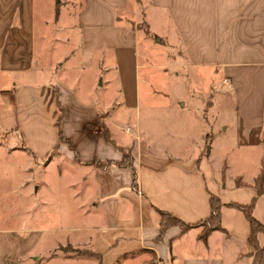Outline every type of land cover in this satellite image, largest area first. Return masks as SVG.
Returning a JSON list of instances; mask_svg holds the SVG:
<instances>
[{
  "label": "crops",
  "instance_id": "crops-1",
  "mask_svg": "<svg viewBox=\"0 0 264 264\" xmlns=\"http://www.w3.org/2000/svg\"><path fill=\"white\" fill-rule=\"evenodd\" d=\"M55 1L0 0V174H43L35 191L21 185L38 210L0 219V264H253L249 223L229 205L254 202L264 226V180L255 185L264 172V0ZM56 43L65 52L52 51ZM153 49L168 60L154 62ZM70 64L78 84L65 80ZM169 71L192 85L188 99L168 89ZM162 107L165 132L154 137L136 116ZM186 109L202 132L179 127ZM226 133L224 152L214 139ZM64 193L72 208L57 203ZM211 196L221 230L203 242L202 227L172 226L159 238V211L195 224L210 216ZM256 240L264 249V233Z\"/></svg>",
  "mask_w": 264,
  "mask_h": 264
},
{
  "label": "rangeland",
  "instance_id": "rangeland-1",
  "mask_svg": "<svg viewBox=\"0 0 264 264\" xmlns=\"http://www.w3.org/2000/svg\"><path fill=\"white\" fill-rule=\"evenodd\" d=\"M55 2L57 3L58 0H56ZM66 9L70 12V15H74V12L76 10H78V1L76 3H71V5L69 4L68 7H66ZM53 16H54V12L51 11L49 13L48 17H53ZM72 20H73L72 16H70V18L65 17L64 22H61V24H60V28L63 29L64 28L63 26L67 25L68 21L71 22ZM140 27L143 30H145V27L143 24L142 25L140 24ZM160 27H161V30L164 29L161 25H160ZM154 41L156 42V39ZM155 44L159 46V44L157 42ZM55 49L57 52H59V51L65 52V50H66V48L61 46L60 43H56V45L52 48V51H54ZM156 49L158 50V48H156ZM159 49L169 51V48H165V49L159 48ZM144 51H145V49L141 47V52L143 53ZM146 53L149 56H151V59L156 63L166 62L168 60L167 56L164 58L163 54L159 53L158 51H155L154 49L150 50V51L146 50ZM141 58L143 59V55L141 56ZM155 71L157 72L158 70H155ZM64 75H65V80H68L70 82H75L76 84H78V71H76L75 66L73 64H70L68 66L67 73H65ZM168 77H169L168 89L177 90L186 99H188L192 95V91H193L192 85L190 84L188 86L187 82L185 80H183V78H176L174 71H169ZM178 77H181V76H178ZM161 86H162V88H160V89L165 90L167 88L164 86V84H162ZM194 88H196V87H193V89ZM144 89H142V92ZM188 91H189V93H187ZM194 91H195L194 93H197V89H195ZM195 98H196L195 104L197 106V103H199L197 94H196ZM196 106H195L194 111H197V109H198V107H196ZM176 107H178V109H179V105H176ZM173 111L175 112L176 110L173 109ZM142 113L143 114L140 113V117H139V115L136 116L138 118V121L140 122V124L146 125V123H148V122L151 123L153 125V128H154L152 130L153 136L154 137H156V136L160 137L165 132L164 130H162L163 123H166V122H164L163 117H164V114H167V112L164 111L163 107H162V108H159L158 110L155 109L151 113L147 112L146 110H143ZM180 113H183L182 114L183 116H181V114H179V116H181V118H180L181 122H179L180 124H178V125H179V127H181L183 129L184 132H187V130H186L187 127L189 129H197V131L195 132L197 134L203 131L204 125L202 124V121L197 118L199 115L196 112H195L196 114H192V112L190 110L186 109L185 111L180 112ZM136 117L134 116L133 120H135ZM156 122H158L157 123L158 126L156 125ZM169 122H171V121L169 120ZM157 127L160 128V130H158ZM142 140H143V138H142ZM214 140L217 143L218 142H222V144L227 143V145H225V147H224V152H227L229 150V148H231L230 142L232 139L228 133H226L225 136L223 134H221L219 137L215 138ZM15 145H16L15 139L10 140L8 143V146H10V147L15 146ZM240 153L241 152L239 150L235 149L233 151V153L229 156V159L231 160L232 158L238 156ZM256 156H257V153H251L250 154V161L249 162L251 165H255ZM40 169H42V167ZM37 171L39 174H37V172H36V174H33V173L25 174V173L20 172L19 169L17 168L10 175L3 176L2 174H0V219H6V220H11V221L12 220H18V218L24 217L26 214H29L26 216L27 218H29L30 214H32L33 212L38 210L37 207L32 206L31 198L26 196L27 192L26 191L24 192L21 189V185H23L24 183L25 184L27 183V186H29V190L31 189L30 187L33 186V183L35 181L38 184V182L43 178V174L39 170H37ZM55 181H57V179H55ZM56 183L57 182H55V184ZM33 187H34L33 190L35 191L37 185H35ZM20 195H21V201H22L21 205H20ZM61 196L65 197V202H63L64 199L61 200ZM33 197H35V199H41V198L46 199V197H48L49 199L52 198L50 196V194H47V193L37 194L36 192L33 193ZM74 200L75 199L71 198V201L69 199V203H68L67 194L64 193L63 195H60L59 202H57V203L60 205L61 208L63 206H67L68 204H70V206L72 208L74 206V204H73ZM23 227H30V225L24 224Z\"/></svg>",
  "mask_w": 264,
  "mask_h": 264
},
{
  "label": "trees",
  "instance_id": "trees-1",
  "mask_svg": "<svg viewBox=\"0 0 264 264\" xmlns=\"http://www.w3.org/2000/svg\"><path fill=\"white\" fill-rule=\"evenodd\" d=\"M56 19L58 16V12L56 11ZM102 134L106 135L108 138V135L106 133L105 130L102 131ZM59 141H64L63 136L61 134V131L59 129ZM125 161L126 162H130V153H125ZM264 180V172H262L258 178L256 179L255 185L256 186H260L261 183ZM136 182H137V178H136V172L135 170L133 171V176H132V186L134 187V189H136ZM209 205H210V209H211V214L208 217L207 220L205 221H201L195 224H187L184 223L183 221H181L179 218L163 212V211H159L160 214V234H159V238L162 236L163 232L172 227V226H177L180 228V230L182 232H186L189 229L192 228H196V227H202V234L199 237L201 241L206 242L207 236L215 230H221L220 227V210L222 207V204L220 202V200H218L216 197L211 196L210 197V201H209ZM254 202H251V204L249 205H229L233 208L239 209L241 212H243L247 222L249 223L250 226V236L248 239L249 245L252 247L253 249V264H264V249L260 248L257 244V240H256V235L258 233H264V226L261 225L252 215V208H253ZM149 264H155L154 262H150Z\"/></svg>",
  "mask_w": 264,
  "mask_h": 264
},
{
  "label": "clouds",
  "instance_id": "clouds-1",
  "mask_svg": "<svg viewBox=\"0 0 264 264\" xmlns=\"http://www.w3.org/2000/svg\"><path fill=\"white\" fill-rule=\"evenodd\" d=\"M73 132H74V131H72V132H70V133H67L66 136H71V135H73ZM101 144L104 145L103 142H101L100 145H101ZM100 145H99V146H100ZM60 146H61V150H62L63 154H64L68 159L73 160V159L75 158V155H76V154H75L73 151L70 150V148H69V146H68L67 144H63V143H61ZM114 149H115V148H114ZM115 150H116V152H117L116 160H117L118 162H120V161L123 159V154L120 153L117 149H115ZM81 155H82V157H83L84 159H89V158H90V155H91V151L84 150V151H82ZM111 167H112V168H115V167H117V165H116V164H111ZM122 169L125 170V171L127 172V174H128V175H127V179L130 180V171H129L128 169H126V168H122Z\"/></svg>",
  "mask_w": 264,
  "mask_h": 264
}]
</instances>
